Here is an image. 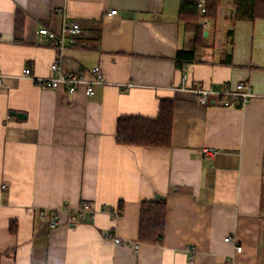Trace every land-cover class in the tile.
<instances>
[{"label":"crops","instance_id":"1","mask_svg":"<svg viewBox=\"0 0 264 264\" xmlns=\"http://www.w3.org/2000/svg\"><path fill=\"white\" fill-rule=\"evenodd\" d=\"M184 1L0 0V72L50 77L57 51L38 30L59 33L65 15L84 34L63 52L64 70L91 77L100 66L107 82L90 97L15 78L0 87V264H264V19L233 22V0H221L195 50L179 20ZM17 9L26 14L20 43ZM183 76L188 88L244 82L261 97L201 105L179 89ZM163 99L174 102L171 147L117 143L120 117L155 119ZM159 200L164 240L141 244L142 206ZM83 202L94 211L67 226ZM47 210L56 228L40 215ZM107 231L139 251L106 240Z\"/></svg>","mask_w":264,"mask_h":264},{"label":"built area","instance_id":"2","mask_svg":"<svg viewBox=\"0 0 264 264\" xmlns=\"http://www.w3.org/2000/svg\"><path fill=\"white\" fill-rule=\"evenodd\" d=\"M195 1L200 14L203 16L201 19V24L204 32H206L209 30L211 24L210 19L205 17V14L207 13L206 0ZM115 14L116 11H111L109 13L110 16ZM38 34L44 36L50 42L54 43L53 47L57 51V56L51 66V76L48 78H37L32 74V70L26 67L22 70L21 74L17 76H9L0 72V87L5 84L7 79L15 78L18 80H30L36 83L41 89L58 90L61 88L69 95H73L77 91L83 90L86 96L90 97L95 94V87L107 85L104 72L100 66H97L91 70V77H86L80 73L72 74L64 70L63 65L65 63V57L63 52L65 49H67L68 45H74L76 43V39L82 38L84 34V31L77 23L68 21L64 15V20L59 33H54L47 28H40L38 30ZM186 82L187 77L183 76L181 78V86L179 89L189 92L201 105L216 104L227 107L234 101H237L241 106H245L252 99L261 97L254 91L251 84L244 82L234 85L224 84L219 90H216L212 87L188 88L186 86ZM212 98L216 100L214 103H211ZM202 153L203 155L207 156H215L218 154V152L213 149H205L202 151ZM1 190L3 193H6L8 191L7 184H3ZM93 211L94 208L90 202H83L78 208L77 212L68 216L66 225L71 226L82 223L85 220L86 215ZM109 213L114 221L118 220L121 216V212L118 209L110 210ZM40 215L50 219V225L52 228L59 226V222L55 220L56 216L54 211H41ZM104 238L116 245L133 249L135 252H138L140 248L139 243L122 240L119 236L109 231L105 232ZM225 241L233 242L236 252L240 253L242 251L241 246L236 244L233 239L226 238ZM186 250L189 254V260L192 261L196 254L195 247L188 246Z\"/></svg>","mask_w":264,"mask_h":264},{"label":"trees","instance_id":"3","mask_svg":"<svg viewBox=\"0 0 264 264\" xmlns=\"http://www.w3.org/2000/svg\"><path fill=\"white\" fill-rule=\"evenodd\" d=\"M220 5L221 0H206L207 13L205 17L210 19V27L217 18ZM202 17L195 0H188L182 3L179 20L185 24L187 30L190 29L194 32L195 50L202 45L204 37V30L201 24ZM256 19H264V0H233V22L255 21ZM14 22L15 41L18 43L23 42L26 22V14L23 10H16ZM178 57L187 60L193 59L194 51H180L178 52ZM173 108L174 102L172 100L163 99L160 101L159 112L155 119L120 117L116 125L117 143L131 147H171ZM166 215L167 206L165 201L159 200L143 204L139 229V242L141 244H162L165 234Z\"/></svg>","mask_w":264,"mask_h":264},{"label":"water","instance_id":"4","mask_svg":"<svg viewBox=\"0 0 264 264\" xmlns=\"http://www.w3.org/2000/svg\"><path fill=\"white\" fill-rule=\"evenodd\" d=\"M11 115H13V116H15V117H17V118H25L26 116H25V114H23V113H16V112H11ZM158 199H161L160 197H157Z\"/></svg>","mask_w":264,"mask_h":264}]
</instances>
